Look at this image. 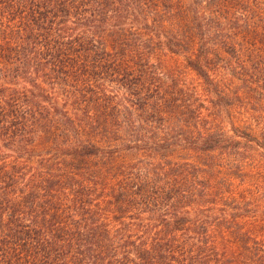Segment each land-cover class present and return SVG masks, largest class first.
Here are the masks:
<instances>
[{"label":"trees","instance_id":"1","mask_svg":"<svg viewBox=\"0 0 264 264\" xmlns=\"http://www.w3.org/2000/svg\"><path fill=\"white\" fill-rule=\"evenodd\" d=\"M0 264H264V0H0Z\"/></svg>","mask_w":264,"mask_h":264},{"label":"rangeland","instance_id":"2","mask_svg":"<svg viewBox=\"0 0 264 264\" xmlns=\"http://www.w3.org/2000/svg\"><path fill=\"white\" fill-rule=\"evenodd\" d=\"M237 123V122H236ZM238 124V123H237Z\"/></svg>","mask_w":264,"mask_h":264}]
</instances>
